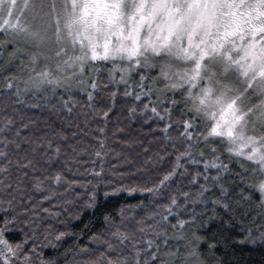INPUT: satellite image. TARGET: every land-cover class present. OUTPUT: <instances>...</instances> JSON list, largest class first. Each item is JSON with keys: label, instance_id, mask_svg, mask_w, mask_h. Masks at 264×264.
I'll return each instance as SVG.
<instances>
[{"label": "snow or ice", "instance_id": "1", "mask_svg": "<svg viewBox=\"0 0 264 264\" xmlns=\"http://www.w3.org/2000/svg\"><path fill=\"white\" fill-rule=\"evenodd\" d=\"M0 34L10 44L23 45L13 48L8 61L18 59L19 71L4 76L2 84L15 97L14 104L70 115L81 105L77 95L82 93L86 106L94 116L102 115L106 124L111 108L98 111L92 103L95 93L111 84L116 89L110 92L114 98L123 85V95L133 101L130 120L136 118V102H140L144 123L163 121L159 131L164 139L182 141L183 150L176 149L173 166L157 183L114 186L113 194L141 191L160 197L173 178L188 173L185 164L203 165L191 182L202 178L204 183L191 198L190 193L181 192L183 203L170 195L167 203L157 204L131 225L124 224L123 209L119 223L105 216L108 235L89 238V245L102 243L103 250L80 264H204L201 237L193 232L182 252L169 247V240L176 237H169L168 229L182 232L191 222L179 218L182 210L189 203H205L212 187L218 185L222 195L228 194L221 180L230 169L217 145L230 158L249 162V167L241 165L243 172L237 175L259 194L264 209V0H0ZM177 61L187 66L179 67ZM177 92L183 105L181 118L173 121ZM167 93L171 97L162 99ZM28 97L36 103H27ZM18 119L19 124L9 115L0 119V190L11 197L0 199L5 213L0 218V264H14L21 254L24 264H32V253L39 256L35 246L31 252L24 251L27 237L17 243L6 238L16 223L9 211L14 210L17 196H23L25 179L37 171V153L43 150L48 162L61 154L52 138L29 131L34 120L25 121L22 114ZM174 123L180 126L178 136L169 131ZM98 131L104 133L105 128ZM52 135L67 139L60 132ZM202 142L210 158L203 150L193 151ZM99 146L97 157L104 154L103 139ZM210 169L216 170L215 175L209 174ZM49 179L59 185L64 178L59 173L43 179L33 175V189L44 191V181ZM212 203L228 207L221 199ZM94 206L95 193L86 204ZM170 217L176 223H170ZM67 235L61 231L54 238L60 241ZM257 241L264 243V231L253 235L249 230L241 243ZM88 251V246L79 249ZM40 264L52 262L41 260Z\"/></svg>", "mask_w": 264, "mask_h": 264}, {"label": "trees", "instance_id": "2", "mask_svg": "<svg viewBox=\"0 0 264 264\" xmlns=\"http://www.w3.org/2000/svg\"><path fill=\"white\" fill-rule=\"evenodd\" d=\"M14 47L0 34V119L9 115L17 118L19 124L18 117L22 114L25 121H35L29 129L34 136L47 135L53 139V147L59 144L61 148L60 156L51 162L42 155L43 150L37 153V171L34 174L30 172L25 179L23 196H17L14 210L9 211V215L16 217V223L10 226L6 238L17 243L27 237L24 251L31 252V248L35 246L39 253V256L32 253V264H40L41 260L51 261L52 264H80L88 258H94L103 250V245H89V238L93 234L108 235L105 216L113 217L119 223L123 209L124 224L131 225L157 204L167 203L170 195H176L183 203L181 192L190 193L191 198L199 191V184L204 183L203 179H199L197 183H192L191 180L196 171H203V165L185 164L188 173L173 178L170 187L162 189L160 197L153 198L151 193L141 191L113 194L114 186L150 187L157 183L173 166L176 149L183 150L182 141L164 139L159 131L163 127V121L144 123V118L139 115L140 102H136V118L130 120L129 107L133 101L131 97L123 95V85L119 86L114 98L110 92L116 89L111 84L95 93L92 103L98 111L111 108L106 124L102 115L94 116L86 106L88 102L82 93L77 95L82 106L78 105L70 115L14 104L15 97L7 94V90L2 87L4 76L19 71L18 59L14 58L8 63ZM175 63L178 65L179 62ZM171 95L167 93L164 99ZM176 99L178 103L173 107V121L181 118L183 105L179 92L176 93ZM26 100L29 104L36 103L31 97ZM143 102H147V98ZM14 108H19L20 112H15ZM101 127L105 128L104 133L98 131ZM179 127L174 123L173 128L169 129L173 136H178ZM56 132L63 133L67 139L53 136ZM100 139L104 140L105 148L104 154L97 157L95 152L100 150ZM217 147L222 161L230 169L221 180L228 194L222 195L217 185L206 194L205 203H189L179 218L191 222L185 225L182 232L169 227V237L174 234L176 237L169 240V247H179L183 252L185 243L194 232L201 237L199 252L204 264H264V243H241L246 240L249 230L253 235L264 231V209L259 205V194L242 183L237 175L243 172L242 164L244 167H249V164L240 158H230L219 145ZM73 148L76 149L75 152ZM197 149L203 150L205 157H211L203 142L193 151L197 152ZM197 158H200L198 154ZM57 173L64 178L59 185L49 179L44 181V191L37 192L33 189V175L43 179ZM215 173V169L209 170L210 175ZM93 193L95 206L86 207ZM45 195H50V198L43 199ZM246 196H251V199H245ZM0 199L11 197L0 190ZM218 199L227 203L228 207L212 203ZM4 215V211L0 210V218ZM169 219L170 223H176V218ZM61 231H67L69 235L60 241L55 240V234ZM181 235L185 239H179ZM84 246H88L89 251L79 252ZM20 260L24 263L22 254Z\"/></svg>", "mask_w": 264, "mask_h": 264}, {"label": "rangeland", "instance_id": "3", "mask_svg": "<svg viewBox=\"0 0 264 264\" xmlns=\"http://www.w3.org/2000/svg\"><path fill=\"white\" fill-rule=\"evenodd\" d=\"M4 38L7 40V38L4 36ZM8 43V42H7ZM15 47H23V45H15ZM14 59V58H13ZM182 62H179L178 63V66L179 67H184L182 64H181ZM190 63V62H189ZM182 65V66H181ZM186 65V64H185ZM231 79H235V77L234 76H231L230 77ZM195 91V90H194ZM162 99H164V96L163 97H161ZM240 159H242L243 160V158H240ZM244 162H246V163H248L249 164V162L248 161H246V160H243ZM14 264H24L21 260H16V261H14Z\"/></svg>", "mask_w": 264, "mask_h": 264}]
</instances>
